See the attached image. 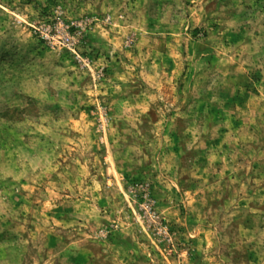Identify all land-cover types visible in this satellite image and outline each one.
<instances>
[{"label": "rangeland", "instance_id": "obj_1", "mask_svg": "<svg viewBox=\"0 0 264 264\" xmlns=\"http://www.w3.org/2000/svg\"><path fill=\"white\" fill-rule=\"evenodd\" d=\"M0 264H264V0H0Z\"/></svg>", "mask_w": 264, "mask_h": 264}]
</instances>
